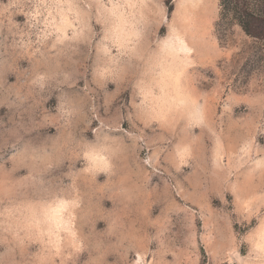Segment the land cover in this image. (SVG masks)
I'll return each instance as SVG.
<instances>
[{"label": "rangeland", "instance_id": "374dc122", "mask_svg": "<svg viewBox=\"0 0 264 264\" xmlns=\"http://www.w3.org/2000/svg\"><path fill=\"white\" fill-rule=\"evenodd\" d=\"M237 18L0 0V264H264V39Z\"/></svg>", "mask_w": 264, "mask_h": 264}, {"label": "trees", "instance_id": "16d2710c", "mask_svg": "<svg viewBox=\"0 0 264 264\" xmlns=\"http://www.w3.org/2000/svg\"><path fill=\"white\" fill-rule=\"evenodd\" d=\"M238 1L239 0H221V6L229 8L231 4H233L234 8L238 9L237 20L243 30L251 37L264 39V17L257 16L251 12L247 6L243 5L241 8H238Z\"/></svg>", "mask_w": 264, "mask_h": 264}]
</instances>
